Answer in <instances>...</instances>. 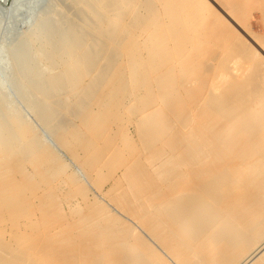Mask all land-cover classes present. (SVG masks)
Returning <instances> with one entry per match:
<instances>
[{
  "label": "rangeland",
  "instance_id": "1",
  "mask_svg": "<svg viewBox=\"0 0 264 264\" xmlns=\"http://www.w3.org/2000/svg\"><path fill=\"white\" fill-rule=\"evenodd\" d=\"M125 1L106 12L90 3L76 18L94 11L91 25L115 35L93 85L87 78L64 110L25 96L13 61L44 9L57 14L55 2L0 0V107L4 119L13 114L16 140L12 153L0 152V264H91L122 229L147 257L157 248L178 264L149 228L166 221L157 204L174 200L169 183L200 160L199 145L211 147L229 124L223 116L251 107L264 80V0ZM159 191L167 201H156Z\"/></svg>",
  "mask_w": 264,
  "mask_h": 264
},
{
  "label": "bare ground",
  "instance_id": "2",
  "mask_svg": "<svg viewBox=\"0 0 264 264\" xmlns=\"http://www.w3.org/2000/svg\"><path fill=\"white\" fill-rule=\"evenodd\" d=\"M53 1L58 9L57 14L51 16L44 9L45 17L26 37L20 51L14 54L13 61L19 62L17 76L23 80L19 89L25 96L33 93L43 101L44 109L51 104V99H57L63 104L60 107L66 110L69 101L77 94V88L87 78L91 77L93 85V80L100 72L99 70L95 73L96 68L106 59V46L115 35L110 34L109 30L107 34L104 33L100 24V28L98 25L93 26L95 21L91 25V20L96 14L94 11L91 16L81 18L78 22L76 18L90 3H95L98 5L97 9L106 12L111 0H80L77 11L74 9V2L79 0ZM130 1L132 0H126L122 5H127ZM120 13H115L113 18L111 17L113 24L119 22ZM171 13L168 14L171 16ZM156 26L153 28L157 29ZM46 56L47 69L43 61ZM132 60L130 66L134 68L133 63L136 61ZM115 69L114 72L118 71ZM54 70L57 71L53 72ZM256 85L257 88H253L255 91L249 110L240 109L231 115H224L223 118L229 124L220 127L215 140L211 142V147L209 144L201 147L199 145L197 151L203 154L205 150L200 160L196 159L187 164L189 171L181 174L182 179L173 176L174 179H171L167 190L168 194L174 195L175 198L172 201L170 199L169 207L164 202L157 204L160 213L157 218H164L166 221L161 226L149 228L155 239L153 242L160 241V245H163L173 261L178 264H244L248 260L251 262L256 253L264 250V80ZM2 114L3 109L0 107V152L12 153L16 140L9 122L13 119V114H7L6 119ZM204 132L206 134V131ZM211 148H214L213 152ZM195 151L194 154L198 153ZM38 153L43 155L41 152ZM235 156L238 157L235 159ZM161 196L159 191L156 201L163 199L167 201V196V199L163 196L161 199ZM164 207L169 209L164 212L166 216L161 217L160 215H163L161 209ZM127 233L128 230L122 229L118 234L116 231L107 234V239L103 240L104 244L118 242V245L106 246L104 252L91 258V264L173 263L166 258L167 256L162 255L161 249L157 248H153L151 257H147L143 250L140 251L141 246L127 242L125 237ZM130 250L133 252L130 253ZM77 263L83 262L79 260ZM71 264H74V261ZM255 264H264V256Z\"/></svg>",
  "mask_w": 264,
  "mask_h": 264
}]
</instances>
